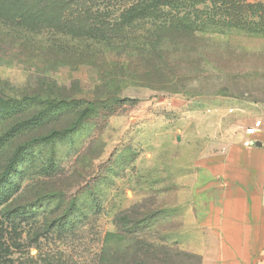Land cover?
I'll use <instances>...</instances> for the list:
<instances>
[{
  "label": "rangeland",
  "instance_id": "rangeland-1",
  "mask_svg": "<svg viewBox=\"0 0 264 264\" xmlns=\"http://www.w3.org/2000/svg\"><path fill=\"white\" fill-rule=\"evenodd\" d=\"M221 22L169 33L161 70L132 48L0 22V264H198L186 189L145 176L167 149L201 148L204 133L222 151L243 116L264 114V31Z\"/></svg>",
  "mask_w": 264,
  "mask_h": 264
},
{
  "label": "crops",
  "instance_id": "crops-1",
  "mask_svg": "<svg viewBox=\"0 0 264 264\" xmlns=\"http://www.w3.org/2000/svg\"><path fill=\"white\" fill-rule=\"evenodd\" d=\"M259 120L264 124V114L243 116L233 134L221 137L228 142L222 151L212 150L203 133L201 148L193 138L167 149L169 166L155 170L154 180L146 172V186L171 182L186 189L177 205L186 220L184 250L201 264H264V127L246 133Z\"/></svg>",
  "mask_w": 264,
  "mask_h": 264
},
{
  "label": "trees",
  "instance_id": "trees-1",
  "mask_svg": "<svg viewBox=\"0 0 264 264\" xmlns=\"http://www.w3.org/2000/svg\"><path fill=\"white\" fill-rule=\"evenodd\" d=\"M244 19V25L240 24ZM221 20L228 22L229 29L241 27L251 34L264 31V0L254 3L238 0H0L1 23L29 32L60 33L106 47L132 48L131 52L140 51L157 58L153 63L156 70L164 66L162 60L167 52L163 47L164 38L169 33L192 35L198 29L202 30L200 32L210 27L218 29L217 26L225 24ZM47 104L48 114L53 118L67 110L74 111L80 105L74 100ZM48 139L42 137L36 142ZM15 165L14 157L3 178L10 176ZM66 220L59 224V230L64 228ZM188 256L201 264L198 256Z\"/></svg>",
  "mask_w": 264,
  "mask_h": 264
},
{
  "label": "built area",
  "instance_id": "built-area-1",
  "mask_svg": "<svg viewBox=\"0 0 264 264\" xmlns=\"http://www.w3.org/2000/svg\"><path fill=\"white\" fill-rule=\"evenodd\" d=\"M263 127H264V124H263V122L261 120L256 121V122L253 123V125L250 128H248L246 130V133L249 136H252V135L256 134L258 131L262 130Z\"/></svg>",
  "mask_w": 264,
  "mask_h": 264
},
{
  "label": "water",
  "instance_id": "water-1",
  "mask_svg": "<svg viewBox=\"0 0 264 264\" xmlns=\"http://www.w3.org/2000/svg\"><path fill=\"white\" fill-rule=\"evenodd\" d=\"M178 140H180V138H178Z\"/></svg>",
  "mask_w": 264,
  "mask_h": 264
}]
</instances>
